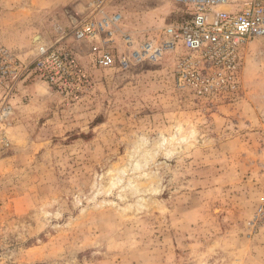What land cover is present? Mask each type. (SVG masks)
<instances>
[{
    "label": "rangeland",
    "instance_id": "rangeland-1",
    "mask_svg": "<svg viewBox=\"0 0 264 264\" xmlns=\"http://www.w3.org/2000/svg\"><path fill=\"white\" fill-rule=\"evenodd\" d=\"M94 1L0 0V264H264V39L240 48L238 87L205 99L176 86L172 55L101 69L69 36L76 92L19 77ZM107 2L137 37L186 15Z\"/></svg>",
    "mask_w": 264,
    "mask_h": 264
},
{
    "label": "built area",
    "instance_id": "built-area-1",
    "mask_svg": "<svg viewBox=\"0 0 264 264\" xmlns=\"http://www.w3.org/2000/svg\"><path fill=\"white\" fill-rule=\"evenodd\" d=\"M186 9L174 23L147 28L142 36L122 27V14L109 11L107 0H95L89 13L50 44L40 43L33 58L20 63L19 77L32 69L51 88L69 94L88 81L78 54L62 45L69 36L80 43L93 66L129 70L158 65L172 55L176 86L205 99L238 87L240 48L264 39V0H173ZM122 47V49H120ZM4 56L7 52L0 49ZM264 219V195L254 214Z\"/></svg>",
    "mask_w": 264,
    "mask_h": 264
},
{
    "label": "bare ground",
    "instance_id": "bare-ground-1",
    "mask_svg": "<svg viewBox=\"0 0 264 264\" xmlns=\"http://www.w3.org/2000/svg\"><path fill=\"white\" fill-rule=\"evenodd\" d=\"M114 182H115L114 180H113V183H112V181H111V185L114 184Z\"/></svg>",
    "mask_w": 264,
    "mask_h": 264
}]
</instances>
